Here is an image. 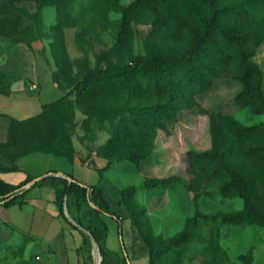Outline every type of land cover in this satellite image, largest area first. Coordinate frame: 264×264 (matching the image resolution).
<instances>
[{
    "label": "rangeland",
    "instance_id": "1",
    "mask_svg": "<svg viewBox=\"0 0 264 264\" xmlns=\"http://www.w3.org/2000/svg\"><path fill=\"white\" fill-rule=\"evenodd\" d=\"M222 1L237 8L226 22L246 38L221 50L230 54L228 62L201 65L209 85L184 98L171 97L164 78L158 85L142 77L130 85L101 84L83 97L71 88L97 66L180 54L189 45L188 26L200 27L205 16L199 0H0V165L19 162L25 169H38L68 159L25 154L29 133L35 132L27 119L43 117L40 131L51 133V147L65 149L67 155L85 154L81 160H88L90 168L81 178L90 182L98 177L95 185L121 220V240L130 259L146 264H264V226L225 221L223 215L240 209L243 200L221 191L241 171L254 203L264 211V163L249 161L262 155L264 133L239 138L233 130L264 128V110L253 112V99L236 96L242 90L236 74L254 81L257 68L264 96V0ZM26 31H31L28 40L16 39ZM19 79L23 87L12 90L11 83ZM170 79L187 92L186 73L174 70ZM152 105L169 110H141ZM204 151L212 156L193 154ZM250 166H255L252 171ZM73 167L78 173L83 168L78 163ZM166 177L170 183L145 184ZM77 211L92 246L89 229L100 233L108 214L97 213L86 202ZM187 220V239L159 250ZM26 238L0 218V264H42L29 256L34 250ZM85 256L86 264H96L87 248ZM41 257L45 260L44 253Z\"/></svg>",
    "mask_w": 264,
    "mask_h": 264
},
{
    "label": "trees",
    "instance_id": "2",
    "mask_svg": "<svg viewBox=\"0 0 264 264\" xmlns=\"http://www.w3.org/2000/svg\"><path fill=\"white\" fill-rule=\"evenodd\" d=\"M40 3H50L56 2L57 0H39ZM146 1V0H138ZM201 8L205 12V16L202 18L201 26L195 27L193 25L188 26V33L190 36L189 45L180 53L169 56L162 55H151L148 57L137 56L127 64L123 65H105L103 67L97 66L91 70L88 74L84 75L82 78L78 79L71 88V91H75L76 95L83 97L88 93L89 90L93 89L97 85L109 84V83H123L130 85L138 77L146 78L152 80L156 85L160 78L163 81V85L171 97H184L186 98L188 94H194L201 91L204 86L209 85V80L207 79L206 69L201 68V65L205 66V62H228L230 59V54L223 53L221 50H227L231 45L243 44L246 38L244 32L239 33L235 26L227 24L226 19L236 11L237 8L229 3L223 2L222 0H199ZM132 6H127L125 8V13L123 16L122 29L120 31L121 35H125L124 27L127 24V11L131 10ZM31 37V31H26L16 37L19 41H26ZM250 54V52H249ZM174 70H182L187 74L186 88L187 92L178 89L174 86L173 81L170 79V73ZM258 70V78L254 81L249 80L245 74H236L237 78L241 82L242 90L237 93V98H251L252 111L260 112L264 110V96L261 89V71ZM70 92V91H69ZM169 110L167 105H152L148 107H141L142 111L152 110L154 113H161L164 110ZM136 110V109H135ZM140 110V109H139ZM45 112V110H44ZM43 117L29 118L27 121L34 125L35 132L29 133V141L26 143L25 154L30 151L41 150L46 152H60L66 154V150L60 148L51 147L53 145V138L50 132L40 131L43 128L39 125L45 121H39ZM37 120V121H35ZM235 134L239 138L248 137L251 134L262 132L264 133V128L261 125H251L243 127H234ZM32 136V137H31ZM58 146L63 147V143L58 141ZM263 153L260 157H252L249 160L252 164L258 165L260 162L264 163V147L262 148ZM196 158H202L204 156L210 155V151H204L201 153H193ZM251 154V152H248ZM255 167V166H254ZM250 166L252 171L254 168ZM20 167L16 163L11 165H0V173L8 172H18ZM63 176H43L40 179L51 178L55 201L58 205L59 212L61 216L66 220L63 212L64 204L67 206L69 212L70 208H73L76 213L82 202L91 204V207L97 213H107L114 214L109 211L108 204L106 200L102 197L100 189L95 185H83L81 184L71 173H64ZM34 177L26 173L23 179L17 183H12L6 181L4 178L0 177V204L4 206H9L10 204L17 203L21 204L23 198L28 190V187H24L25 184L30 182ZM171 178H160L145 181L148 186H157L159 184L170 183ZM40 181H35L32 185L39 183ZM250 182L247 180L245 175L241 171H236L233 175L224 182L221 186V191L226 194H236L243 200V206L233 212L226 213L223 215V219L228 222H245V223H255L264 226V211L259 208L253 201L250 193ZM78 214V213H77ZM76 223L84 227V224L78 215L72 216ZM116 218H118L115 215ZM118 230L121 234V220L118 219ZM190 223L187 220L183 228L170 236L168 241L163 244V247H159V250L164 251L173 245H178L185 241L189 234ZM89 229V228H88ZM102 229L107 230V225L105 222L102 223ZM93 238L95 239L98 252L101 256V264H106L104 261V241L101 232L96 234L93 229H89ZM82 245L79 251L85 252L87 248V256L91 258V241L87 242V235L84 231H81ZM121 248L124 252L122 256V264H131L130 258L126 253L123 241L120 239ZM158 252H155V254ZM85 257V256H83ZM82 264H85L86 257L83 258ZM73 264V263H70ZM78 264V263H77Z\"/></svg>",
    "mask_w": 264,
    "mask_h": 264
},
{
    "label": "crops",
    "instance_id": "3",
    "mask_svg": "<svg viewBox=\"0 0 264 264\" xmlns=\"http://www.w3.org/2000/svg\"><path fill=\"white\" fill-rule=\"evenodd\" d=\"M35 151L43 152L40 154L45 155L46 153L60 156L65 155L68 159L56 160L54 166H45L38 169H25L18 162L17 165L20 167V171L0 173V177L6 181L17 183L23 179L26 173L32 175L34 177L33 179L43 176L46 177L47 175L58 176L57 173H71L83 185L95 184L98 179L97 177L96 180L93 179L88 182L81 178L83 176L80 173L90 168L88 160H81L85 157L83 153L72 156L54 151ZM75 163L83 166V168L79 169V173L73 167ZM38 180L40 182L35 185L31 186L30 184L29 186H24L28 187V190L21 204L13 203L9 206L0 204V218L19 234L27 237L28 248H33L32 250H34L29 253V256L33 257L31 255L33 254L34 258L38 259L42 264H82L84 261L83 258L86 256L85 252L79 251L82 245L80 230H84L72 217L78 214L73 208H70V212L67 208L68 216L64 214L66 217L65 220L61 216L55 201L54 186L51 178ZM105 223L107 230L101 229L100 231L104 241V261L106 264H121L124 252L121 248V234L119 233L117 225L118 218L114 214H108ZM43 253L45 254V260H42L41 257ZM108 253L110 254L109 256ZM130 263L146 264L143 259H130Z\"/></svg>",
    "mask_w": 264,
    "mask_h": 264
},
{
    "label": "water",
    "instance_id": "4",
    "mask_svg": "<svg viewBox=\"0 0 264 264\" xmlns=\"http://www.w3.org/2000/svg\"><path fill=\"white\" fill-rule=\"evenodd\" d=\"M23 87V80L19 79V80H16V81H13L10 85V88L12 90H18V89H21ZM58 175L60 176H65L63 173H57ZM40 179V177H38L37 179H32L30 182H28L25 186H29L30 184H33L36 180ZM64 214L66 216H68V212H67V207L66 205L64 204ZM92 248H93V251L95 252V257H96V263H97V259H98V262L100 261V257L98 258L97 256V245H96V242L95 240H92ZM100 263V262H99Z\"/></svg>",
    "mask_w": 264,
    "mask_h": 264
},
{
    "label": "built area",
    "instance_id": "5",
    "mask_svg": "<svg viewBox=\"0 0 264 264\" xmlns=\"http://www.w3.org/2000/svg\"><path fill=\"white\" fill-rule=\"evenodd\" d=\"M63 177H65V176H63ZM90 203V202H89ZM92 253H93V257L95 256V252L93 251V248H92ZM97 256H98V258L100 257V254H99V252H98V248H97Z\"/></svg>",
    "mask_w": 264,
    "mask_h": 264
},
{
    "label": "bare ground",
    "instance_id": "6",
    "mask_svg": "<svg viewBox=\"0 0 264 264\" xmlns=\"http://www.w3.org/2000/svg\"><path fill=\"white\" fill-rule=\"evenodd\" d=\"M96 264H99L98 259H97V263Z\"/></svg>",
    "mask_w": 264,
    "mask_h": 264
}]
</instances>
